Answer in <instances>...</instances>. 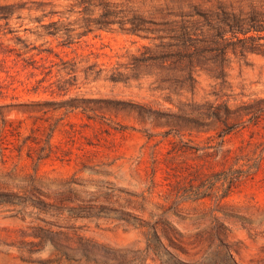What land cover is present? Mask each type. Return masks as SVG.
Instances as JSON below:
<instances>
[{
	"label": "rangeland",
	"instance_id": "obj_1",
	"mask_svg": "<svg viewBox=\"0 0 264 264\" xmlns=\"http://www.w3.org/2000/svg\"><path fill=\"white\" fill-rule=\"evenodd\" d=\"M259 98L264 0H0V264H264Z\"/></svg>",
	"mask_w": 264,
	"mask_h": 264
},
{
	"label": "trees",
	"instance_id": "obj_2",
	"mask_svg": "<svg viewBox=\"0 0 264 264\" xmlns=\"http://www.w3.org/2000/svg\"><path fill=\"white\" fill-rule=\"evenodd\" d=\"M241 30H242V33L246 35L249 32L250 29L248 27H243ZM250 37H252V36L246 35L245 36V39H248ZM239 110H244L245 113H244L243 116H246L247 115L249 117V119L250 118H253L254 119V118L260 117L264 113V98H259V99L255 100L253 103L241 105L239 107ZM176 117L178 119H180V116L179 117L176 116ZM181 119H184L185 120L187 118H185V117L182 118L181 117ZM194 122H197V121L194 120ZM225 122L227 123V121H225ZM226 129H228V131H224V132L225 133L229 132L230 129H229V126L228 125H226ZM232 178H236V175L233 176ZM232 185H233V183L230 184V186H232Z\"/></svg>",
	"mask_w": 264,
	"mask_h": 264
}]
</instances>
